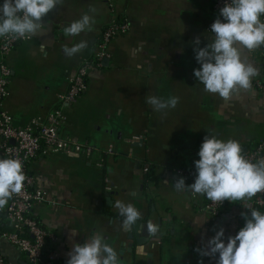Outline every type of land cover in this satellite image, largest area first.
<instances>
[{
	"label": "crops",
	"instance_id": "obj_1",
	"mask_svg": "<svg viewBox=\"0 0 264 264\" xmlns=\"http://www.w3.org/2000/svg\"><path fill=\"white\" fill-rule=\"evenodd\" d=\"M214 1L117 0V10L130 30L109 45L107 66L89 70L87 89L66 109L67 121L61 130L63 136L79 141L89 143L92 138L98 150L112 146L114 154L102 158V168L94 165L97 156L62 154L40 155L29 166L33 188L47 194L44 202L33 206L31 215L54 238L46 244L49 259L66 263L74 243L82 244L99 232L117 250L119 264H200L201 260L216 264L218 254L202 257L196 249L206 247L221 227L225 243L240 230L242 210L229 208L218 217L209 216L200 212L206 195L174 187L179 179L174 170L196 169L194 162L209 133L238 141L243 152L264 140V93L254 86L255 80L264 82V46L249 51L237 45L241 59L259 71L250 89H241L229 99L206 92L194 76V69L201 67L194 42L199 39L198 46L204 47L215 35L208 31ZM85 13L94 16L91 30L68 35L64 29ZM42 22V32L16 46L6 59L11 77L0 110L18 128L45 118L58 107V95L68 90L80 63L92 58L109 12L105 0H63ZM84 40L87 48L66 56L65 46ZM153 95L176 96L179 103L158 112L147 103ZM237 125L244 132L233 137L231 128ZM124 132L131 136L123 137ZM132 136H143V140L133 143ZM145 164L150 172L143 178L139 173ZM106 193H111L109 202ZM117 200L133 204L142 217H148V223L160 226L135 261L128 248L121 250L114 244V237H125L123 231L128 229L115 207ZM4 227L3 216L0 256L9 264H30L25 254L1 236Z\"/></svg>",
	"mask_w": 264,
	"mask_h": 264
},
{
	"label": "clouds",
	"instance_id": "obj_2",
	"mask_svg": "<svg viewBox=\"0 0 264 264\" xmlns=\"http://www.w3.org/2000/svg\"><path fill=\"white\" fill-rule=\"evenodd\" d=\"M63 0H4L0 5V37L12 35L15 38L31 37L40 34L44 28L43 18L52 12ZM95 12V8L90 9ZM264 0H226L220 9V17L212 23L214 38L204 47H199V39L194 43L195 58L201 65L194 69V76L209 93L219 94L229 99L241 89L248 90L251 80L258 75V68L241 59L240 47L249 51L264 46ZM94 16L83 14L67 26L64 31L70 36L91 30ZM88 47L84 40L63 51L73 57ZM147 103L155 111L174 109L179 97L167 99L159 96L147 97ZM199 159L195 168V182L188 185L183 177L176 179L177 191H189L206 195L211 201H243L251 199L256 193L264 191V160L257 163L249 161L243 154L241 144L233 139L222 140L209 133L200 146ZM26 176L19 159L0 158V210H3L14 193L21 192ZM242 212L245 224L234 236L227 237L221 227L207 241L206 247L196 251L203 257L218 260L216 264H264V213L250 209ZM122 224L131 227L142 218L141 212L131 203L115 201ZM159 226L147 224L151 235L159 232ZM73 234H75L73 232ZM66 264H119V254L97 232L82 244L74 243L68 253ZM203 264V260L200 261Z\"/></svg>",
	"mask_w": 264,
	"mask_h": 264
},
{
	"label": "built area",
	"instance_id": "obj_3",
	"mask_svg": "<svg viewBox=\"0 0 264 264\" xmlns=\"http://www.w3.org/2000/svg\"><path fill=\"white\" fill-rule=\"evenodd\" d=\"M4 0H0V5ZM226 0H215L213 4V19L208 27L211 32L212 23L220 17V9L225 5ZM109 12V22L102 31L91 59L83 60L78 66L73 77L70 78L68 90L64 94L58 95V107L51 111L43 119H34L24 128L13 125L10 115L0 110V156L4 159L14 158L22 162L23 172L26 176L23 188L20 193H14L3 210L5 227L1 231V236L11 245L17 247L26 255L30 264H66L60 261H53L45 255L47 240H53L51 234L41 228L32 217L31 211L35 204L46 200V192L34 189V178L30 173V164L40 155L62 154L65 156H84L87 159L97 156L95 162L97 168H102V158L112 156L114 149L109 146L105 151L98 150L90 146L87 141H79L70 136H63L61 130L66 124L67 116L65 111L68 107L76 104L77 99L87 89V76L91 68H102L103 61L109 58L108 47L111 42L120 36H124L130 30V25L123 15L117 10V0H105ZM264 21V14L261 16ZM29 39L15 38L8 35L0 38V106L8 96V84L11 77V69L7 65V57L14 48ZM262 70L264 71V51L262 54ZM254 86L264 93V82L254 81ZM143 140V136H132L131 141L138 143ZM13 141V143H11ZM245 157L257 163L264 160V140L259 141L253 147L243 152ZM150 172V166L145 164L139 175L146 178ZM176 177L185 179L188 185L195 182L196 169L177 168L174 170ZM105 190L109 192L111 188L108 180L105 179ZM250 209L264 213V191L256 193L251 199L247 197L243 201H211L206 197L205 203L200 207V212L212 217H218L229 208L240 209L249 212L243 205ZM250 215V212H249ZM241 227L245 220L242 217ZM0 264H9L0 256Z\"/></svg>",
	"mask_w": 264,
	"mask_h": 264
},
{
	"label": "water",
	"instance_id": "obj_4",
	"mask_svg": "<svg viewBox=\"0 0 264 264\" xmlns=\"http://www.w3.org/2000/svg\"><path fill=\"white\" fill-rule=\"evenodd\" d=\"M109 59L103 61V65L107 66ZM13 143V141H11ZM111 193L105 194V201L109 202L111 200ZM148 217H142L134 225L128 227L126 231H123L126 235L125 237H119L116 235L114 244L120 247L121 250L128 248V252L133 254V259H137L144 252V247L150 243V240L155 239L154 235H151L147 231ZM159 226V225H158ZM160 227V226H159ZM148 258L151 257V254H146ZM149 264V263H147Z\"/></svg>",
	"mask_w": 264,
	"mask_h": 264
},
{
	"label": "rangeland",
	"instance_id": "obj_5",
	"mask_svg": "<svg viewBox=\"0 0 264 264\" xmlns=\"http://www.w3.org/2000/svg\"><path fill=\"white\" fill-rule=\"evenodd\" d=\"M104 87V86H103ZM104 90H105V87H104ZM109 98H111V96H109ZM113 115H114V117H113V119H117V118H115L116 117V114H114L113 113ZM105 122L107 123V121H103V123L105 124ZM102 123V124H103ZM93 129H95V128H93ZM101 129L103 130L104 129V126H102L101 127ZM232 129V132H233V137H237L239 134H241L242 132H244V130L241 128V127H239L238 125L237 126H235L234 128H231ZM229 132V131H228ZM96 134V133H95ZM119 133H117V135H118ZM122 134H124V136L123 137H129V136H131V133H122ZM117 135H115V137L114 138H116L117 137ZM87 139V138H86ZM88 140V139H87ZM89 141V143L91 144V145H93V143H95L94 142V140L91 138V139H89L88 140ZM95 145H93L92 147H94Z\"/></svg>",
	"mask_w": 264,
	"mask_h": 264
},
{
	"label": "trees",
	"instance_id": "obj_6",
	"mask_svg": "<svg viewBox=\"0 0 264 264\" xmlns=\"http://www.w3.org/2000/svg\"><path fill=\"white\" fill-rule=\"evenodd\" d=\"M2 217H3V216L1 215L0 220H1ZM45 255H46V253H45Z\"/></svg>",
	"mask_w": 264,
	"mask_h": 264
},
{
	"label": "flooded vegetation",
	"instance_id": "obj_7",
	"mask_svg": "<svg viewBox=\"0 0 264 264\" xmlns=\"http://www.w3.org/2000/svg\"><path fill=\"white\" fill-rule=\"evenodd\" d=\"M142 190H144V188H142Z\"/></svg>",
	"mask_w": 264,
	"mask_h": 264
}]
</instances>
